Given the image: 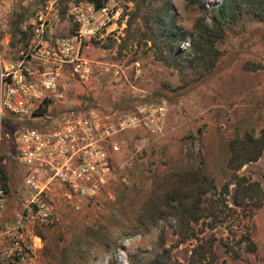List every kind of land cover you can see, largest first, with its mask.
<instances>
[{
	"label": "rangeland",
	"instance_id": "rangeland-1",
	"mask_svg": "<svg viewBox=\"0 0 264 264\" xmlns=\"http://www.w3.org/2000/svg\"><path fill=\"white\" fill-rule=\"evenodd\" d=\"M223 1L205 0L210 9ZM172 3L187 30L203 15L184 0ZM163 4L107 0L104 7L119 9L120 16L83 43L87 74L80 76L66 64L56 90L42 96V105L49 101L43 121L49 122L93 112L115 118L143 103L164 104L166 115L155 132L139 127L116 136L120 148L113 153V176L80 210L61 190L54 191L61 220L37 229L43 244L36 264H153L165 250H170L168 264H264V152L239 171L229 166L231 142L246 133L259 138L264 129V21L251 17L234 23L209 72L205 65L191 68L187 54L164 61L152 48L148 25ZM75 6L86 10L91 4L0 0L3 59L17 65L26 56L25 67L43 72L34 71L38 63L46 68L51 63L32 61L29 54L52 53L59 39L76 34ZM181 48L187 52L189 46ZM31 113L17 119L21 124L3 143L0 167L10 193H19L26 175L12 157V137L39 125ZM202 176L215 188L206 186L201 220L194 222L168 196L179 190L181 199L188 200L185 207L190 206ZM231 182L226 194L223 187ZM249 239L254 253L248 251Z\"/></svg>",
	"mask_w": 264,
	"mask_h": 264
},
{
	"label": "built area",
	"instance_id": "built-area-1",
	"mask_svg": "<svg viewBox=\"0 0 264 264\" xmlns=\"http://www.w3.org/2000/svg\"><path fill=\"white\" fill-rule=\"evenodd\" d=\"M72 14L78 25L75 35L59 39L52 53L41 49L29 54L32 61L51 63L47 68L38 63L34 71L43 68V72L25 67V55L15 65L7 63L0 54V156L4 141L11 138L9 133L4 134L6 115L28 116L36 103H42L44 94L56 90L66 64L84 77L89 61L82 55L83 43L114 24L120 11L106 6L96 10L91 5L86 10L75 6ZM165 115L164 104L151 103L115 118L95 112L52 122L41 117L38 128L27 127L14 135L12 157L25 167L26 175L16 194L10 193L0 176V264H36L43 244L37 229L55 226L61 220L52 198L54 191L61 190L70 204L80 210L113 176L111 157L120 148L116 136L139 127L155 132Z\"/></svg>",
	"mask_w": 264,
	"mask_h": 264
},
{
	"label": "trees",
	"instance_id": "trees-1",
	"mask_svg": "<svg viewBox=\"0 0 264 264\" xmlns=\"http://www.w3.org/2000/svg\"><path fill=\"white\" fill-rule=\"evenodd\" d=\"M87 1L96 10H100L104 7L107 0ZM135 1L141 3V0ZM184 2L188 8H196L203 13L201 17H198L194 21L191 30H187L184 26L180 25V21L177 20V14L174 12L172 0H162L164 4L156 12V17H154L153 21L148 25L147 38L148 41L152 42V48L156 50L162 60L168 61L171 58L179 60V58H183L187 54V57L190 59L191 68L205 65L209 68L208 71L210 72L216 67L220 56L219 45L224 42L231 28L233 29V24L237 21L241 19L248 20L251 17L264 21V0H242L241 2L237 0H224L215 9L208 8L205 0H184ZM19 32L20 29H18ZM20 33L22 36H26L25 32ZM182 45L189 46V49H187L188 53L182 50ZM48 103L49 101L45 99L44 104H41L37 110L31 113V117L39 119L46 116ZM17 119L19 117L13 114L6 115L4 125L8 133L12 134L13 130L21 124ZM31 127L38 128L39 125ZM229 152L230 169L239 171L246 164L258 161L264 152V129L259 138L246 133L240 139L231 142ZM111 163L114 167L115 161L113 156L111 157ZM0 173L2 174L1 177L5 178L6 173L3 167H0ZM196 180L197 182L194 184L195 190L191 194L193 202L190 206L185 207L188 200L181 199L179 190L174 191L168 197L174 201V204L177 203L181 207V210L185 212L184 215H189L190 220L199 222L201 220V216L198 215L200 211L199 206L202 203L203 196L209 192L206 186L214 187V185H211L205 176L199 177ZM232 182L227 183L223 187L226 194L229 193V187L234 185ZM248 241L250 242V239ZM112 244L116 243L113 242ZM255 250V244L250 242L248 244V251L254 253ZM169 253L170 250H165L158 255L157 260L153 264H168L166 258L169 256Z\"/></svg>",
	"mask_w": 264,
	"mask_h": 264
}]
</instances>
